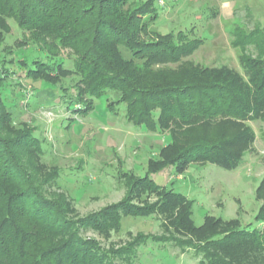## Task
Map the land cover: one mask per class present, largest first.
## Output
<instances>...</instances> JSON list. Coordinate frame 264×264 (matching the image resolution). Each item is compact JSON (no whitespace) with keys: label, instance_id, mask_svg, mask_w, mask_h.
Returning a JSON list of instances; mask_svg holds the SVG:
<instances>
[{"label":"trees","instance_id":"1","mask_svg":"<svg viewBox=\"0 0 264 264\" xmlns=\"http://www.w3.org/2000/svg\"><path fill=\"white\" fill-rule=\"evenodd\" d=\"M156 1L0 0V264L133 261L149 237L106 250L87 235L109 236L123 228L125 217L154 215L162 218L170 235L153 237V242L195 250L201 254V264H264V226L250 229L240 220L212 216L197 226L193 201L155 184L149 174L145 178L128 175L126 195L118 204L86 217L71 216H76L75 207L51 190L61 172L42 173L44 141L34 135L36 129L28 122H16L14 109L5 101L15 68L32 85L62 92L55 99L69 111L74 106L73 113L80 116L90 114L97 100L115 95L116 100L108 105L111 111L124 106L127 121L171 138L158 158L150 160V173L169 166L183 173L195 161L236 170L255 142L246 123L264 120V44H259L254 32L234 44L244 48L240 57L244 75L225 66L194 67L185 59L200 47V39L191 40L179 32L145 41L159 17ZM9 20L29 34L23 44L15 46L37 51L20 60L12 57L14 50L5 44ZM49 39L48 49L43 45ZM250 44L258 49L257 57L246 53ZM61 46L75 54L73 70L66 69ZM170 64H176V74L155 68ZM67 73L77 80L73 96L68 95L71 89L63 88ZM218 123L230 124L231 130L222 133L229 138L216 144L206 138L194 143L181 137ZM256 199L264 202V179ZM256 220L264 225V204Z\"/></svg>","mask_w":264,"mask_h":264},{"label":"rangeland","instance_id":"2","mask_svg":"<svg viewBox=\"0 0 264 264\" xmlns=\"http://www.w3.org/2000/svg\"><path fill=\"white\" fill-rule=\"evenodd\" d=\"M155 8L159 17L149 27V36H143L145 41L157 40L158 34L179 32L191 40L200 39V47L185 59L194 67L225 66L244 75L240 61L244 48L234 44L253 32L259 44H264V0H158ZM8 24L10 31L5 44L14 50L12 57L15 60L37 51L34 47L17 48L15 43L23 44L29 34H24L13 20ZM51 43L49 39L43 46L49 49ZM246 53L257 57L259 52L255 44H250L246 46ZM59 54L66 69L73 70V51L61 46ZM155 68L174 74L178 70L176 64ZM14 71L16 74L10 77L12 87L4 93L5 101L14 109L16 122H28L36 129L34 135L44 141L45 155L41 163L45 168L42 173L61 172L51 190L63 195L75 207L76 216H71L86 217L118 204L126 195L128 175L145 178L149 174L155 184L193 201V220L197 226L204 224L206 216L240 220L250 229L264 226L256 220L264 204L263 200L256 199V191L264 179V120L246 123L255 134V142L248 147L250 149L236 170L228 171L211 163L195 161L183 173H178L173 166L150 173V160H156L161 149L171 141L168 134L153 133L144 125L130 123L125 118L124 106H115L111 111L108 105L116 100L115 95L97 100L90 114L80 116L73 113L74 106L71 112L58 103L55 98L63 95L62 92L32 85L21 78L18 68ZM65 79L63 88L71 89L68 95L73 96L72 89L77 80L69 73ZM229 130L230 124L218 123L188 131L181 137L194 143L206 138L209 144H216L230 137L222 134ZM122 224V229L112 231L109 236L103 233L87 235L106 250L127 247L140 236L149 237L147 244L138 248L137 258L119 260L117 264H201V254L195 250L153 242V237L170 235L164 230L160 216L125 217Z\"/></svg>","mask_w":264,"mask_h":264}]
</instances>
